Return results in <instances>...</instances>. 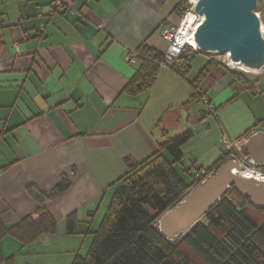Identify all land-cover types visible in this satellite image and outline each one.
Instances as JSON below:
<instances>
[{
    "label": "crops",
    "instance_id": "0c3cea01",
    "mask_svg": "<svg viewBox=\"0 0 264 264\" xmlns=\"http://www.w3.org/2000/svg\"><path fill=\"white\" fill-rule=\"evenodd\" d=\"M184 2L0 0V224L36 217L27 186L50 191L62 175L71 180L66 192L47 203L55 232L28 246L5 235L0 264L84 258L127 172L124 159L140 163L151 157L160 133L191 132L180 151L182 161L192 156L196 171L223 155V136L239 140L241 151L254 134L264 133V68L249 78L214 68L198 91L210 99L215 117L199 98L191 99L188 83L170 68L160 67L149 89L123 92L141 64L129 63L127 54L141 45L162 54V28L178 24L175 8ZM257 12L264 32V0H258ZM192 54L189 80L207 63L200 51ZM251 82L257 92L247 87ZM195 103L201 108L195 110ZM259 146L264 149V138ZM203 156L212 164L198 165ZM70 215L76 219L73 234L66 231Z\"/></svg>",
    "mask_w": 264,
    "mask_h": 264
},
{
    "label": "trees",
    "instance_id": "16d2710c",
    "mask_svg": "<svg viewBox=\"0 0 264 264\" xmlns=\"http://www.w3.org/2000/svg\"><path fill=\"white\" fill-rule=\"evenodd\" d=\"M175 12L180 21L184 3ZM136 52L141 64L123 89L128 95L149 89L160 68L161 53L146 45ZM192 56H179L174 71L188 83L191 99L196 100L202 94L198 90L204 78L224 65L211 59L189 80ZM231 70L241 78H249ZM254 85L251 82L247 87L254 92ZM191 136L190 131L174 137L163 134L158 150L151 157L140 163L124 159L127 172L118 181L106 213L93 233L90 248L84 258L76 257L72 264H264V208L255 209L232 187L179 241H168L159 233L156 223L160 217L199 184L194 176L201 170L213 173L229 160L223 152L211 167L197 170L190 182H185L175 166L181 165L180 148ZM262 170L264 173V166ZM70 187L71 180L65 174L50 191L27 186L28 196L37 204L36 217L27 215L11 227L0 224V239L9 234L28 246L43 235L54 233L56 221L47 203ZM66 231L76 232L74 215L67 218Z\"/></svg>",
    "mask_w": 264,
    "mask_h": 264
},
{
    "label": "water",
    "instance_id": "95a60500",
    "mask_svg": "<svg viewBox=\"0 0 264 264\" xmlns=\"http://www.w3.org/2000/svg\"><path fill=\"white\" fill-rule=\"evenodd\" d=\"M257 7L258 0H197L194 11L202 17L194 32L198 50L220 55L229 53L234 63L260 71L264 68V35L256 15ZM262 138L264 133L257 132L241 149L257 163H264V149L259 146ZM240 172L232 160L221 164L160 217L159 233L168 241H179L220 201L229 187L248 199L255 209H263L264 182L247 178Z\"/></svg>",
    "mask_w": 264,
    "mask_h": 264
},
{
    "label": "built area",
    "instance_id": "2783aa9c",
    "mask_svg": "<svg viewBox=\"0 0 264 264\" xmlns=\"http://www.w3.org/2000/svg\"><path fill=\"white\" fill-rule=\"evenodd\" d=\"M188 5L185 6V12L183 16L181 17L180 21L176 25H166L162 28L161 35L163 39L166 41L167 46L166 50L162 53L161 59H160V67L163 68H170L174 71V65L177 63V60L179 56L182 55L185 48H192L194 51H198V49L192 47L190 45V40L192 39L191 34L188 33L187 30H183V25L186 22L188 27L191 28L196 27L199 25L201 21L200 16L195 13L194 7L197 2V0H187ZM257 17L260 20L258 12H256ZM1 28V25H0ZM261 31L264 35L263 28L261 25ZM194 35V33H193ZM17 44V41L14 43V45ZM225 57V56H224ZM126 60L129 63H135L140 60V57L136 51L129 52L126 56ZM226 68L234 69L235 67H238L237 63H234L230 57H226L225 60L220 61ZM254 92L258 91L257 85L253 86ZM200 102L203 104L205 110L207 113H209L212 116H216L215 109L208 98L206 94H200L199 96ZM222 144L224 146V152L227 154L228 159L235 162L241 169V174H248L250 176L264 177V173L262 170V167L264 166V163H257L250 158H248L247 155L243 154L239 150V140H232L229 137L223 136L222 138ZM210 174H207L205 170H201L200 173L196 174L194 176L195 180H199V184L202 183L206 178H208ZM245 176V175H244ZM246 177V176H245ZM249 178V177H247ZM256 180V179H255ZM198 184V185H199ZM238 210H240L239 207H237Z\"/></svg>",
    "mask_w": 264,
    "mask_h": 264
},
{
    "label": "rangeland",
    "instance_id": "374dc122",
    "mask_svg": "<svg viewBox=\"0 0 264 264\" xmlns=\"http://www.w3.org/2000/svg\"><path fill=\"white\" fill-rule=\"evenodd\" d=\"M184 5L186 6V5H188V2H187V0H185V2H184ZM180 18V17H179ZM177 23H179V19H178V21H177ZM199 51V50H198ZM194 52V50L192 49V48H185V50H184V52L182 53V55H184L185 57H190L191 56V54ZM200 53H202V55H204L206 58H207V62L209 61V60H211V59H214V60H216V61H222V60H225L226 59V57H224V55H220V54H218V53H215V52H201L200 51ZM222 64V63H221ZM224 67V66H223ZM228 69H230V68H228ZM233 70H235V71H238V72H240V73H242L243 75H245L246 77H254V73H256V71L257 70H253V69H249V68H246V67H242L241 65L239 66V68L238 67H235ZM258 73V72H257ZM256 73V74H257ZM193 108L195 109V110H198V109H200L201 108V106L199 105V104H197V103H195L194 105H193ZM205 110V109H204ZM170 136V135H169ZM158 137L159 138H162V134L160 133V134H158ZM204 154V153H203ZM208 155V154H207ZM206 156V155H205ZM205 156H203V158H201V159H197V161H198V165H201V164H204L203 166H209V165H211L212 163H208L207 161L208 160H205L204 159V157ZM196 157H197V155H196ZM210 157V154L208 155V157H206V158H209ZM197 158H199V157H197ZM192 156L191 155H187L185 158H183V161H182V163H181V165H176L175 166V169L177 170V172L180 174V176L184 179V181L185 182H190V180H191V178L196 174V169H195V167H193V165H192ZM207 164H209V165H207ZM183 165V166H182ZM197 166V165H196ZM118 188V186L117 187H115L114 188V190H116ZM156 227L157 228H159V222H157L156 223ZM177 242V241H176ZM85 256V255H84Z\"/></svg>",
    "mask_w": 264,
    "mask_h": 264
},
{
    "label": "bare ground",
    "instance_id": "6f19581e",
    "mask_svg": "<svg viewBox=\"0 0 264 264\" xmlns=\"http://www.w3.org/2000/svg\"><path fill=\"white\" fill-rule=\"evenodd\" d=\"M201 20H202V17L200 18L199 21H201ZM196 28H197V26L191 28V30H190V27H188V25H187L186 22H185L184 25H183V28H182V29H183V30H184V29L187 30L188 33L191 34L192 39L190 40V45H191L192 47L198 49V46H197V44H196L195 41H194V35H193V33L195 32ZM224 56H225V57H226V56H227V57H231L229 53H225ZM237 63H238L237 66H238V68H239L240 64H239V62H237ZM242 67H243V66H242ZM257 72H258V71H256V73H257ZM256 73H255V74H256ZM244 175H245L246 177H249V178H254V176L252 177V176H250V175H248V174H244ZM255 179L264 182V177H262V176L255 177ZM158 229H159V228H158Z\"/></svg>",
    "mask_w": 264,
    "mask_h": 264
},
{
    "label": "clouds",
    "instance_id": "9594fccd",
    "mask_svg": "<svg viewBox=\"0 0 264 264\" xmlns=\"http://www.w3.org/2000/svg\"><path fill=\"white\" fill-rule=\"evenodd\" d=\"M257 12V11H256Z\"/></svg>",
    "mask_w": 264,
    "mask_h": 264
}]
</instances>
